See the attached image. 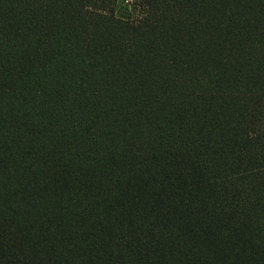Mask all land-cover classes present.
I'll return each instance as SVG.
<instances>
[{
  "label": "trees",
  "instance_id": "1",
  "mask_svg": "<svg viewBox=\"0 0 264 264\" xmlns=\"http://www.w3.org/2000/svg\"><path fill=\"white\" fill-rule=\"evenodd\" d=\"M0 0V264H264V0Z\"/></svg>",
  "mask_w": 264,
  "mask_h": 264
},
{
  "label": "rangeland",
  "instance_id": "2",
  "mask_svg": "<svg viewBox=\"0 0 264 264\" xmlns=\"http://www.w3.org/2000/svg\"><path fill=\"white\" fill-rule=\"evenodd\" d=\"M137 4L138 0H117L114 14L121 19L134 20L139 16Z\"/></svg>",
  "mask_w": 264,
  "mask_h": 264
}]
</instances>
